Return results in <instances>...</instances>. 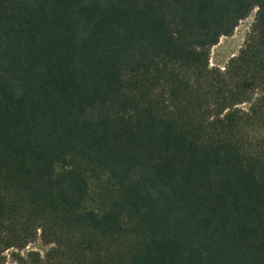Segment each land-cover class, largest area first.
<instances>
[{
	"label": "trees",
	"instance_id": "16d2710c",
	"mask_svg": "<svg viewBox=\"0 0 264 264\" xmlns=\"http://www.w3.org/2000/svg\"><path fill=\"white\" fill-rule=\"evenodd\" d=\"M38 238L10 264H264V0H0V264Z\"/></svg>",
	"mask_w": 264,
	"mask_h": 264
},
{
	"label": "rangeland",
	"instance_id": "374dc122",
	"mask_svg": "<svg viewBox=\"0 0 264 264\" xmlns=\"http://www.w3.org/2000/svg\"><path fill=\"white\" fill-rule=\"evenodd\" d=\"M256 11L257 8H255L248 17L241 20L235 28L233 34L222 36L220 41L212 47L210 58L211 66L224 69L229 60L240 52L241 48L245 45V42L253 31L256 21ZM249 106V102L239 104V107L243 109H247ZM50 247L51 245L44 243L41 238H38L22 250L10 248L6 250L4 254L7 256V262L10 264L14 260V253L21 252L23 256L27 257V253L29 251H38L42 256H44Z\"/></svg>",
	"mask_w": 264,
	"mask_h": 264
}]
</instances>
